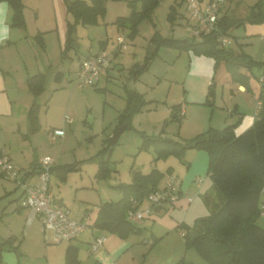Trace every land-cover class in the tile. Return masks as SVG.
I'll return each mask as SVG.
<instances>
[{"label": "rangeland", "instance_id": "1", "mask_svg": "<svg viewBox=\"0 0 264 264\" xmlns=\"http://www.w3.org/2000/svg\"><path fill=\"white\" fill-rule=\"evenodd\" d=\"M22 1L25 27H14L20 29L22 35L12 50L0 54V63L9 71L11 78L23 82L24 86L28 75L42 72L45 78L44 90L35 98L40 104L39 130L33 133L29 131L27 114L24 116L22 111V117L27 121L26 133L6 131L0 137V140L5 139V146L2 148L10 153L12 162L20 168L21 176L31 163L48 156L54 159L55 164L78 161L80 169L69 172L65 180H60L54 174L50 177L52 193L56 197H62L70 209L71 217L76 219L82 216L86 208L93 210L90 214L92 216L97 203L120 198L122 193L115 186L129 183L131 170L148 173L156 168L163 172L158 189L164 186L168 168L172 169V176L179 181L185 180L190 171V160L197 153L205 152L187 149L180 157L169 155L154 160L152 147L139 149L140 132L149 136L161 134L183 140L205 130L209 127L212 111L213 117L218 113L213 105L223 103L222 85L215 86L211 97L213 105L192 104V115L202 122V127L198 128L183 124V116L180 123L170 120L169 116L171 105L178 102H182L184 107L189 105L184 101L187 95L186 78L191 68L189 52L160 46L147 68L135 77L136 70L145 63L150 40L154 36L192 37L188 29L191 20L185 2L160 0L150 18L143 20L133 36L129 37L128 29L118 28L115 24L118 17L130 15L132 9L127 4L128 0H105V12L97 17L94 24L76 22L72 14L66 11L65 0ZM257 1L221 0L220 15L226 13L245 20L249 8ZM135 9H141L140 1H136ZM67 22L74 25L69 35L72 46L63 55L68 35ZM263 28L264 22L245 21L227 31L234 38L227 47L236 51L242 50L257 62L252 68L257 78L263 75L262 66L258 63L262 61L264 42L260 36L264 38ZM38 33H41L44 44L42 49L35 37ZM100 48L110 55L108 68L101 72L94 85L78 86L76 72L80 61ZM58 72L59 77L56 78ZM128 90L143 94L148 103L141 112L132 115L130 128L125 129L117 142L112 144L109 159L114 171L110 177L96 179L94 174L101 158L97 154L103 146L111 143L109 137L117 126L118 113L125 107ZM225 90L224 94H227ZM64 115L72 118L69 125L63 124ZM56 127H64L65 133L54 139L50 130ZM202 167L205 170L196 176L206 178L200 188V195L191 204L165 206L162 210L152 212L153 216L150 218L145 217L138 223L132 222L142 227V231L128 237L127 241L133 244V248L120 264H176L180 260L184 264H207L194 248L185 247L182 236L186 227H192L198 218L208 217L222 202L220 194L205 174V159ZM35 180L36 175H32L30 182ZM21 192L22 188L16 181L0 174V238L8 233L15 235L18 240L23 237L24 214L28 210H13L18 205ZM148 205L149 201L144 197L140 207L145 208ZM87 218L85 217L86 223ZM182 223L186 226H181ZM257 223L264 226V218L259 217ZM30 229L34 230L19 248L21 260L24 264H46L45 250L48 245L37 231V223L34 222ZM91 229L96 234H109L98 228ZM88 233L86 230L79 237H85ZM148 239L154 241L153 245L145 243ZM76 243H80L79 257L83 264H87L91 256L87 255L86 241ZM66 244L63 242L61 246ZM53 245L57 247L60 244Z\"/></svg>", "mask_w": 264, "mask_h": 264}, {"label": "trees", "instance_id": "2", "mask_svg": "<svg viewBox=\"0 0 264 264\" xmlns=\"http://www.w3.org/2000/svg\"><path fill=\"white\" fill-rule=\"evenodd\" d=\"M2 1L10 5V25L24 28L23 1L0 0V2ZM136 1L141 2L140 10L135 9ZM159 2L160 0H128L127 4L132 9L130 15L118 17L115 24L118 28L128 29V36L132 37L137 31V26L143 20L150 18L153 9ZM104 3L105 0H65L66 11L72 14L76 22L82 24L96 23L97 17L105 12ZM171 8L174 9V6ZM171 14L170 12L169 16ZM245 21L251 23L264 22V0H258L249 8L245 20L226 13L221 14L219 27L227 33L230 28L242 25ZM73 29L74 25L67 22L68 35L63 47V55L72 46L69 35ZM35 37L42 49L44 44L41 40V33ZM150 43L155 44L156 47L150 56L147 52L144 69L156 56L159 47L165 45L178 51L192 52L195 55L212 58L214 70L223 66L230 79L243 85L246 90H251V86L255 87V83H258V78L252 71L257 62L242 50L236 51L227 46H219L212 34L200 39L154 36ZM258 63L261 66L264 65L263 60ZM142 70L137 69L135 77ZM58 77L59 72L56 74V78ZM44 78L45 76L41 72L27 76L25 85L34 98L44 90ZM214 86L213 77L205 100L207 105L212 104L211 97L214 94ZM256 93V99L261 100L262 103L261 112L253 124L240 134H235L234 130L240 118L233 124L222 128L209 126L207 129L183 140H175L161 134L149 136L140 132L141 144L139 149L152 147L154 160L169 155L180 157L187 149L203 150L207 153L206 175L220 194L222 202L208 217L196 219L192 227H186V232H182L185 247L194 248L207 264H264V226L257 223L258 218L261 217L260 209L264 202V196L261 192L264 189V83L258 86ZM125 102V107L117 115V126L113 134L123 124H126L125 129L130 128L132 115L141 112L148 103L143 95L135 90L127 91ZM181 105L182 103L179 102L170 106V120L181 122L183 116L179 115ZM39 109L40 104L34 99L27 110L28 127L31 133L40 128ZM110 139L111 136L109 141ZM111 146L112 143L103 146L97 154L101 155V158L94 174L96 179H108L114 171L109 159ZM39 169L40 165L38 164L37 169H31L28 174L31 175L35 172L37 174ZM79 169V162L74 161L51 166L50 173L63 181L69 172ZM166 172L169 173V169ZM28 176H25L24 180ZM162 176L164 173L156 168H152L148 173L131 170L130 182L115 186L121 191V198L117 201H105L97 205V213L92 226L114 233L120 238H126L132 233L139 232L140 228L127 220L126 212L131 206L132 199H142L157 190L158 182ZM89 210L85 209L86 212ZM180 225L186 226L184 223ZM19 243L20 240L14 235L0 238V264L2 252H17ZM77 253L78 248L76 246H67L62 264L78 263ZM95 264L101 263L96 261ZM176 264L184 263L183 260H180Z\"/></svg>", "mask_w": 264, "mask_h": 264}, {"label": "crops", "instance_id": "3", "mask_svg": "<svg viewBox=\"0 0 264 264\" xmlns=\"http://www.w3.org/2000/svg\"><path fill=\"white\" fill-rule=\"evenodd\" d=\"M10 20H11V8L10 5L2 1L0 2V54H4L5 51H10L15 47L17 44V39L21 37L22 33L19 31L20 29H15L14 27H11L10 25ZM264 35V28H263V33ZM261 41H263V37L260 36ZM264 48V47H263ZM104 50L103 48H100L98 51ZM89 53L90 54H95L97 53ZM191 55H189L190 58V73L187 75L186 78V87H187V95L184 101H186L189 105L184 107V115L185 120L183 124L191 125V126H198L202 127V122L200 120H197L194 118L192 115V104L195 105H200V104H205L207 92H208V85L211 84L212 78L214 77L215 80V86L218 84L222 85V100L223 103L220 104H214L213 105L214 109L218 110V113L215 114V117H213L214 111H212V116L208 122V125L214 128H222L226 125L233 124L238 118H240L239 123L235 126V134H240L244 132L246 129H248L254 122V120L258 117L260 114V110L258 113H256L255 109V100H256V89L260 85V83H255L256 86L253 87L251 86V90H246L245 87L241 84L233 82L229 75L225 72L223 66L218 67L214 70L213 65L214 61L212 58L204 56V55H195L192 52H189ZM8 55H10L8 53ZM87 55V56H88ZM108 68V67H107ZM106 68V69H107ZM262 70L264 71V65H262ZM38 73V72H37ZM42 73V72H41ZM36 74V73H34ZM33 75V74H31ZM29 76V75H28ZM27 78V77H26ZM210 83V84H209ZM23 82H19L14 80L13 78L10 77V73L8 70L5 69V66L0 63V137L4 132L6 131H12V133H26L27 131V121L22 117V111L24 112V116L27 114V110L32 103V101L35 99L34 96L27 90L26 85L24 86ZM227 84V87H226ZM214 86V89H215ZM227 90V94H224L225 88ZM253 87V89H252ZM225 90V92H226ZM255 90V91H254ZM143 95V94H142ZM179 103V102H178ZM182 103V102H181ZM215 103V102H214ZM176 104V103H175ZM207 105V104H206ZM188 107V109H186ZM216 118V119H215ZM216 120V122H215ZM221 120V121H220ZM22 123H23V130H22ZM63 124L69 125V123L64 122ZM199 124V125H198ZM29 128V127H28ZM7 129V130H5ZM54 129H61L63 131V135L65 133L64 127L61 128H53L50 130L52 131ZM207 129V128H206ZM22 131V132H21ZM62 135L56 136V137H61ZM26 137V136H25ZM52 137V136H51ZM55 139V138H54ZM5 139L1 138L0 140V150H4L7 152L9 155L10 159L12 160V156H10V153L5 150ZM205 152V151H204ZM49 157V156H48ZM52 158V157H50ZM42 159V158H41ZM53 159V158H52ZM205 159L206 161V170H207V162H208V156L207 153H197V155L190 160L189 162V167L190 171L186 177L185 180L179 181L176 177V179L179 181L181 184V188L184 190H188L191 192L196 191V186H195V179L198 178L200 173H202L205 168L202 167L203 160ZM38 160L36 163H31L29 166V169L26 172H29L31 169L36 168L39 164ZM65 164V163H64ZM61 164H55V161L53 163V166H57ZM169 169V173H167L166 177L168 175H172V169ZM189 169V168H188ZM97 170V168H96ZM206 174V172H205ZM29 175V174H28ZM27 175V176H28ZM32 175H36V180L33 182H30V177ZM207 176V175H206ZM206 177H203V182L205 181ZM166 180V179H165ZM27 184H34L37 181V174L36 172L34 174L29 175L25 180ZM202 182V185H203ZM165 184V182H164ZM51 185V184H50ZM194 188H193V187ZM202 187V186H201ZM23 193L21 192L18 197V205L14 207V211L20 212L24 207L21 205V199ZM200 195V190L198 192V195ZM122 196V195H121ZM120 196V198H121ZM196 196V197H197ZM118 198L117 200H119ZM116 200V201H117ZM53 201L55 204L66 206L64 200L62 197H56L53 194ZM194 201V200H193ZM192 201V202H193ZM105 202V201H103ZM191 202V203H192ZM101 203V202H100ZM185 199H180L177 204L179 206L185 205L188 206L189 204ZM93 215L92 211L90 209V212H86L85 210L83 211L84 213L82 216L78 219L74 218L75 220H83L85 221V217H88V223L89 227L95 228L92 226V223L96 217L97 213V205ZM176 204V205H177ZM174 205V206H176ZM172 206V207H174ZM165 208V207H164ZM25 210H27L25 208ZM70 210V209H69ZM159 210V209H158ZM162 210V209H160ZM27 216L28 213L24 214V234L22 239L20 240L19 243V248L21 246V243L23 240L30 236V234L33 232L34 229H30L32 224L35 222L37 223V231L42 235L43 241L46 245V264H62L65 259V251L67 246L73 245L78 248V253H77V258H78V263L76 264H83L82 259L79 257V246L80 243L76 242H83L86 241L88 247H87V255L91 256L89 258L90 261H88L87 264H95L96 261L101 263V264H120V262H123V258L132 250L133 244L128 242V237L126 238H120L114 233H110L107 235L104 234H96L94 233L93 229H89V227L86 229L88 230V235L85 237H79L82 231L75 239H73L71 242H64L67 243L66 245L61 246V243H54L53 242V233L50 230L43 231L41 227V222L40 218L37 216L31 221L30 223L27 222ZM153 215H150L146 218H150ZM264 218V216H261ZM154 220V218H152ZM35 227V226H34ZM139 232H135L132 234L140 233L142 230L140 226ZM105 230H103V233ZM108 233V231H107ZM9 235L13 234H6L5 236H1V238H5ZM15 236V235H14ZM25 236V237H24ZM97 236H104L105 241L101 247H99L95 252L90 251V244L93 242L94 238ZM146 242V241H145ZM53 244H60L59 246L55 247ZM153 245V244H152ZM18 252V253H17ZM17 252L14 251H3L1 255V264H24V261L21 260L20 256V251L18 249ZM122 264V263H121Z\"/></svg>", "mask_w": 264, "mask_h": 264}, {"label": "built area", "instance_id": "4", "mask_svg": "<svg viewBox=\"0 0 264 264\" xmlns=\"http://www.w3.org/2000/svg\"><path fill=\"white\" fill-rule=\"evenodd\" d=\"M220 1L221 0H184L186 10L190 15L191 23L188 29L192 37L200 39L203 36L212 34L219 46L226 47L232 41L231 35L219 27L220 19ZM121 39V38H119ZM264 41V38H263ZM262 60L264 61V48L262 51ZM110 63V55L105 50H100L95 54H90L80 61L76 72L78 86L94 85L98 77ZM260 84L264 83L263 75L258 78ZM261 100H255L256 113L261 109ZM179 115H184V105L179 109ZM64 122L70 123L72 118L64 115ZM63 135L61 129H54L51 133L52 138ZM54 159L47 157L39 161L40 169L37 173V181L30 185L24 180L21 181L20 168L10 159L7 152H0V174L7 179L16 181L22 188V207L28 210L27 222L30 223L35 217L40 218L43 231L50 230L53 233V242H71L82 231L89 227V224L83 220H75L70 215L69 208L55 204L50 185V168L53 166ZM203 178L195 180L196 191L191 192L181 188L179 181L172 175H168L162 189H157L149 193L146 197L149 205L141 208L142 199H132L131 206L126 212V218L130 222H141L155 210L162 209L165 206H174L180 199H185L191 203L198 195L202 186ZM264 196V189H262ZM260 216H264V202L261 205ZM104 236H97L90 244V251L95 252L103 245ZM147 244H152L151 239L146 240Z\"/></svg>", "mask_w": 264, "mask_h": 264}, {"label": "water", "instance_id": "5", "mask_svg": "<svg viewBox=\"0 0 264 264\" xmlns=\"http://www.w3.org/2000/svg\"><path fill=\"white\" fill-rule=\"evenodd\" d=\"M155 47H156L155 44H151V45H150V47H149V49H148V56H150V54H152V53L155 51ZM144 67H145V63H143V64L139 67V69H144ZM125 128H126V124L121 125V126L117 129V131L111 136L110 142H111L112 144H115V143L117 142V140H118L120 134L125 130ZM27 175H28V172L24 173V174L22 175V177H21V181H23V180H24V177L27 176Z\"/></svg>", "mask_w": 264, "mask_h": 264}]
</instances>
